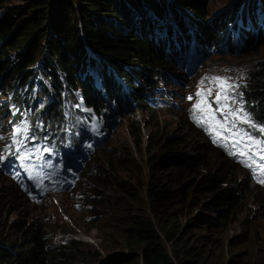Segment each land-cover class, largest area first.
<instances>
[{"label":"trees","instance_id":"16d2710c","mask_svg":"<svg viewBox=\"0 0 264 264\" xmlns=\"http://www.w3.org/2000/svg\"><path fill=\"white\" fill-rule=\"evenodd\" d=\"M15 1L12 8L4 9L6 0H0V11L4 9L0 13V65L5 63L2 57L9 53L19 59L10 70L13 72L7 79L9 88L5 91L14 89L20 79V83L29 82L27 89L12 93L10 103L20 116H27L30 123L33 121V130H39L42 135L49 134L51 144L48 149L54 155H47L40 163L42 165H51L65 155L78 158L76 154L81 150L78 138L90 131L86 112L76 106V101H70L73 93L79 92L83 105L97 114L105 106L118 100L125 102L128 97L131 102L117 103L119 114L126 115L133 103L151 109L147 104L153 90L140 85L144 82L142 74L128 65H140L156 73L157 67H167L168 56L185 46L169 44L164 34L177 32L179 36L183 34L187 43L192 40L209 45L219 36L217 27L223 30L232 25V21L223 20L215 28L206 23L194 26L193 15L183 7H177L172 29L166 27L161 34L162 28L159 24L154 26L153 17L173 9L167 0ZM206 1L185 0V6L188 5L196 15H202L201 5ZM261 1L264 0H248L243 9L246 17L244 14L240 16L237 37L234 42L224 44L230 53L244 46L243 52L246 53L260 39L264 40V35L251 32L258 26L260 30L264 29V15L253 27L245 26L247 19L253 22L249 13L258 8ZM137 17H140V25L132 27V23L138 21ZM188 29H192V34H187ZM216 50L212 43L208 49L199 51L197 58ZM191 52L197 51L192 48ZM185 53L189 50H182L175 60L179 56L182 59ZM39 57L43 59L40 72L47 83V88L41 89V93L48 96L43 105L31 94L33 80L23 73L24 68L38 62ZM247 76L248 82L240 91L242 109L259 132H264L261 130L264 126V60L249 70ZM113 78L126 81L132 89L126 88L128 92H125L116 86ZM169 110L170 107L165 111ZM154 116L150 113L149 118L155 120ZM151 119L148 122H153ZM157 141L161 145L160 151L150 159L152 164L146 181L141 166L128 155L107 154L115 169L101 178L102 185L114 194L105 197L111 200L107 203L109 209L117 210L124 218L115 237L122 240L129 251L123 257L117 256L111 264H225L218 252L223 249L221 233L232 221L229 212L234 206V192L221 186L219 174L208 176L204 170L200 171L199 159L179 154V137L167 136L163 142ZM28 144L33 148L38 145V140L35 139L33 144L28 141ZM105 154L100 152V157ZM92 156L80 160L86 164ZM127 164L130 168H125ZM119 172L125 173L127 178H121ZM101 200L100 197L99 203ZM98 212L96 215L102 213ZM6 222L5 219L0 223V264H71L68 260L71 252L61 254L44 246L16 257L11 250L5 249L9 230L3 229L13 227L12 223L8 227ZM98 224L95 222L96 227ZM154 228L163 238V244ZM30 231H25L24 235L39 245L38 229ZM165 245H171L170 254ZM78 254L80 251L76 250L75 260L79 258ZM62 255L67 259L56 263ZM232 257L226 264H244L237 256Z\"/></svg>","mask_w":264,"mask_h":264},{"label":"rangeland","instance_id":"374dc122","mask_svg":"<svg viewBox=\"0 0 264 264\" xmlns=\"http://www.w3.org/2000/svg\"><path fill=\"white\" fill-rule=\"evenodd\" d=\"M166 2L172 5L173 9L164 13H157L153 17L154 26L159 24L162 28L159 32L161 34H163V30H165L166 27L172 29L173 15L177 12V7H183L188 14L193 15L194 26L206 23L215 28L220 25L223 20L227 22L232 21L233 25H228V27L223 30L217 27L219 36L216 40L212 41L213 45L217 47V50L209 55L200 57L199 60L201 63H199V66H197L198 63L196 61L198 52L208 49L212 43L204 45L203 43L192 40L187 43L183 39V34L179 36L177 32H171L169 35L164 34V37L168 38V43L175 47H179L180 44H185V46L166 58L167 67L165 69L159 66L157 67L156 73H154L146 70L140 65H128V67L132 66L133 71H138L142 74L144 82H141L140 85L153 90L150 94L149 102H152L153 99H162L172 105L170 108L171 110L165 111L166 107L163 103H152L157 109L156 112L145 107L142 110L137 109L134 104L133 109L129 112L130 114L123 117L129 119H120L113 131L111 133L108 132L107 135V131L102 127L103 124L98 118L103 117L104 114L108 116L109 112L106 108L112 111V105L105 106L100 110V113L97 114L95 110L86 108L83 105V98L77 91L73 93L70 101H76V106L86 112V119L91 130L98 132L101 129L108 138H111V144H109L112 146L113 150L110 153H114L115 156L121 154H123V156L128 155L133 162L141 166L144 181L147 179L145 172L148 173V168L152 164L150 159H153L154 154L160 151L161 145L157 140L163 142L167 136H177L180 138L177 145L179 147L184 145L182 149L177 150L179 154L182 150L189 149L193 155H202L204 159L213 165L229 170L231 172L232 181L234 183L240 181L242 185L241 190L250 188V186L247 187L245 185V173L228 159L227 161L220 159L222 154L219 152L220 150L217 151V149H215L214 146L217 147L216 143L206 136L204 139L201 133L206 135L205 131L199 133L194 124L201 123L204 129H225L224 132L228 135L227 140L229 141H225L224 145H228L229 148L234 151L236 150V144H238L236 137L239 136L240 132L247 131L254 136H258L256 134L259 132L258 128L253 126L252 123L250 124L247 122L249 119L241 109L240 91L248 82L247 72L255 67L259 61L264 60V40L260 39L261 41L246 53L243 52L245 46L240 50H233V53L239 52L240 54L238 55L226 54L228 51L224 48L225 43L230 44L234 42L239 32V24L237 21H240V16L242 14H244V18L246 17L243 9L246 8L248 0H208L201 5L203 9L202 15L205 16L203 18L202 15L193 13L188 5L185 6V0H167ZM14 4H16L15 0H6V7L4 9L12 8ZM4 9H2L0 13ZM249 14L253 22H249L247 19L245 26L253 27L257 20H261L260 16L264 15V1H261L259 7L253 9ZM164 17H167V19H163ZM137 18L138 21L135 24L132 23V27L137 28L138 25H140V17ZM157 21H159V23ZM251 32H256L253 33V35H264V29L260 30L259 26L251 30ZM187 34H192V29H188ZM192 48H195L197 52H191ZM186 49L189 50V53H185L183 58L176 62L175 57L181 55V51ZM22 50L23 49L19 50V52ZM2 58L5 63L0 65V121H3L5 125L8 124L7 130L10 132L15 134L19 132L20 135L18 140L20 141L23 136L29 138L30 142H34V140L37 139L39 145L37 149L38 153L44 154L47 152L46 154L50 153L54 155L51 149H48V146L51 144V140L48 139V136L42 135L39 130H33L28 118L25 115L20 116L16 113V110L11 107L10 96L14 92V89L5 91L9 88L6 80L13 72L10 73L11 68L19 59H17L18 57L13 53L6 54ZM42 61L43 59L39 57L38 62L23 70L25 75L30 76V81L31 79L33 80L34 88H32L31 94L37 98L38 103L41 105L45 104L48 98L47 94L43 95L41 93V89L47 88L46 78L40 72ZM151 73H153V75L155 74V76H151ZM213 77H226L228 79L225 81H216L212 79ZM113 79L123 87L126 85L120 78ZM27 81L25 83L16 82V91L27 89L29 85ZM36 84H38V87L35 86ZM229 84L231 87H228ZM243 84L244 87H242ZM208 90H210V94H207ZM37 91L39 92L37 93ZM218 91L221 92L219 103L215 99ZM227 96L234 97V99H227ZM198 101H200L201 106L194 108L193 105L197 104ZM150 113L155 115V120L149 118ZM194 116L195 119L193 118ZM150 119L153 120V122H148ZM39 138H41V141ZM206 142L207 146L211 149L207 148ZM102 147L103 145L100 148ZM260 149L264 150V138ZM221 152L224 153L223 150H221ZM97 153L98 151L95 155ZM44 158L43 156L41 157V159ZM242 158L251 160L250 153H245ZM56 162H61V159ZM102 162L103 160L98 162L96 166L99 171L103 168L101 167ZM91 164L87 166L82 176L76 177L78 184L75 191L79 194L83 192V183L88 181L91 184H95V181L92 180V176L88 174V171L92 168ZM61 165L63 166L64 164L61 163ZM25 166L27 171L31 172L33 170L30 164H26ZM125 168H130V164L125 165ZM119 176L123 179L127 178L126 174L122 172H119ZM65 178L71 179L68 175H64L61 184L65 181ZM97 189L102 196L105 186L99 184ZM55 190L56 187L54 181H52L49 185V189L44 192V196L37 201H42V204L50 203V197L56 194ZM85 190L87 191V189ZM48 191L51 192L49 193ZM12 192L14 197L10 202L8 201L6 203L5 219L7 223L20 222L31 224V222L37 219L38 206L31 205L24 195L18 193L17 189H12ZM55 200L59 201L60 204L56 205L54 202H51V204L47 206L42 205V207L46 215L51 216L52 219L56 221L52 224V228L54 226L53 230H50L52 234L49 237V243L57 245L62 239L66 238L70 232L67 230L66 225H68L69 222L76 224L80 222L78 214H80L81 211H77L73 207V201L75 199L71 194L60 195L56 197ZM80 200H82L83 204L87 207L89 202L84 197ZM118 215L119 212L117 210L111 209L109 215L98 224L99 230L90 226V232L86 234V237H90L95 245L89 243L84 237L69 236V238H74V240L78 241L81 245L80 249L85 251L84 259H74L71 264H88L91 262L88 257H95L96 261L94 264H101V262H110L117 256L123 257L129 253L126 246L122 244V240H118L116 237L112 238L114 233L120 230L122 220L124 219L122 217L121 219L120 217H116ZM115 220L120 221V223H116ZM258 222L262 223L261 220ZM181 224H183V221H181ZM61 225L62 227L57 230ZM77 226L79 229L80 226L78 224ZM55 229L56 231H54ZM71 230L74 231V228H71ZM154 232L159 236L155 228ZM238 234L247 236L249 241L257 238L261 239L262 237L264 238V226L258 225L255 230H251V232L250 228L245 225H242L241 231L234 225L226 227L221 233L220 238L223 243V249L218 252V257L225 264L233 259L232 256H237L244 264H262L264 261L263 250L255 247L250 248L248 243L242 245H235L233 243V245H230L233 237ZM101 235L103 236L102 241ZM159 238L163 244V238L160 236ZM170 246L171 245H165L169 254L171 252ZM176 249L177 245H175L174 250Z\"/></svg>","mask_w":264,"mask_h":264},{"label":"clouds","instance_id":"9594fccd","mask_svg":"<svg viewBox=\"0 0 264 264\" xmlns=\"http://www.w3.org/2000/svg\"><path fill=\"white\" fill-rule=\"evenodd\" d=\"M196 128V127H195ZM197 129V128H196ZM200 130V131H199ZM197 129L199 133H201V129ZM201 135L204 137H208L205 134ZM209 138V137H208ZM210 139V138H209ZM111 139L108 140V145L103 143V147H97L96 151L94 152L93 156L90 160L86 162L85 165L81 166L79 164H75L72 167V172L67 174L71 179H66L61 185H56V194H53L50 198V203L48 204H42L39 201L32 202L28 198L26 200L29 201L31 205L38 206V215L37 219L31 222V224H25L20 222H13L12 228L9 229H3L4 231H8L7 237L8 241L5 243V249L11 250V253L15 255L16 257H19L23 253L31 251H38L40 246L48 247L50 249H55L57 253H72L70 257H68V260H71V263L75 259V253L76 250L80 251V259L84 257L85 251L83 249H80V243L74 238V236H80L84 237L85 240H87L92 245H95L93 240L89 237H86L90 232V226L93 228H98V226H95V222L101 223L108 215L111 209H109L108 204L111 202L110 199H107L108 195L114 196V194L109 193L106 189L103 190V195L101 196L97 186L99 184H102L103 181L101 178H103L107 173H112L114 171V166L112 165V161L107 157V154H111L110 152L113 150L111 144ZM262 141H259L258 144L250 151L251 160H246L244 158H237V157H231L227 154H224L221 152L219 148L216 146L215 149L219 151L222 155L220 156V159L227 161V159L233 163L235 166H237L240 170H242L245 173V185L250 188H244L241 190V183L239 182H233L231 179V172L227 169H223L220 166L213 165L206 159L202 157V155H193L191 150L184 149L180 152L182 155L191 156L194 158H197L201 161L199 164V170H204V173L206 175L211 174H219L221 178V186L224 188H230L234 192L233 198V208L229 212V220L231 223L228 224L229 227L234 225L238 228L239 231H241L242 225H245L250 228L251 230H255V228L260 225L264 226V183H261L260 181L264 179V169L260 168V164L262 161H264V150L260 149V146L262 144ZM106 143V144H107ZM110 143V144H109ZM6 144V143H5ZM5 144H1L4 146ZM182 146V147H181ZM179 147V150L183 148L184 145H181ZM207 146V142H206ZM100 148V149H99ZM208 149H211L209 146H207ZM98 151V153L95 155V153ZM104 151L106 154L102 157H100V152ZM114 154V153H112ZM95 155V156H94ZM93 157L95 160H92ZM103 160L101 163V167H103L100 171L96 168L98 162ZM19 162H15L14 164H18ZM92 163V164H91ZM36 163L30 162L31 168L35 166ZM91 164V169L88 171V174L92 176V180L95 181V184H91L90 182L83 183L82 190L80 194L75 191V188L78 184V180L76 176H82L84 170L87 168L88 165ZM231 164V165H233ZM95 166V167H94ZM6 166L2 165V161H0V223L5 222V210H6V203L10 201L14 196L12 195V189H17L18 193L25 196L24 192L25 190L22 189L21 184H27L26 181L20 176V177H14L13 173L14 171L12 169H6V172H2ZM206 168V169H203ZM148 178V173L145 172ZM12 178H17V181H13ZM87 178V177H86ZM87 189V191L85 190ZM48 190L47 188L43 190H30L33 192V195L36 197V199H40L42 196H44V192ZM36 191V192H35ZM65 194H71L74 196L73 201V207L77 211H81L80 214H78L80 218V222L77 223L80 228L78 229V226L76 223H68L66 225V228L68 231V236L60 241L59 244L54 245L49 243V237L52 233H50V230L52 228V224H54L56 221L52 219L51 216H47L45 210L43 209L42 205H49L51 202H54L56 205H59V201H56V197H59L60 195ZM83 197L89 202L87 204V207L83 204V201L80 199H83ZM100 197L102 198L101 203H99ZM109 209V210H106ZM98 211H102V213L98 214ZM206 212V211H205ZM120 217L121 216H116ZM261 220L262 223H259L258 221ZM116 223H120V221L115 220ZM123 222V220H122ZM258 222V224H257ZM7 223V222H6ZM11 223H8V227H10ZM227 226V227H228ZM62 227L59 226L57 228L60 229ZM32 228L38 229V236L40 238V244L36 245L34 242L30 241L28 236H25L24 233L27 231L30 233ZM71 228H74V231L71 230ZM56 231V229L54 230ZM116 233H114L112 238H115ZM25 236V238H24ZM103 240V236L101 235V241ZM242 245L244 243H248L250 248L255 247L257 249L264 251V238L261 239H255L252 241H249L247 239V236H243L242 234L235 235L233 237V240L230 242V245ZM78 244V245H76ZM51 246V247H50ZM98 246V245H97ZM60 250V251H59ZM101 250V248H100ZM83 254V255H82ZM116 258V257H115ZM114 258V259H115ZM67 258L59 257L56 260V263L63 261ZM88 259L91 261L88 264H94L96 261L95 257H88ZM112 259L110 262H101V264H111L113 262ZM100 264V263H99Z\"/></svg>","mask_w":264,"mask_h":264},{"label":"snow or ice","instance_id":"6c2138e0","mask_svg":"<svg viewBox=\"0 0 264 264\" xmlns=\"http://www.w3.org/2000/svg\"><path fill=\"white\" fill-rule=\"evenodd\" d=\"M212 79L213 80H216V81H225L228 78H226V77H213ZM228 87H231V85L229 84ZM207 94H210V90H208ZM220 97H221V92L218 91L216 93V97H215V99L217 100L218 103L220 101ZM227 99H234V97L227 96ZM200 106H201L200 101H198L197 104L193 105L194 108H197V107H200ZM193 118L195 119V116ZM247 122L250 123V124L252 123L250 120H247ZM261 130L264 131V126L261 127ZM248 139L249 140H252L253 138L252 137H248ZM5 148L7 149L8 148V145H5ZM4 159H5V156L3 154H0V161H3ZM260 168L261 169H264V161L261 162ZM260 182L261 183H264V179H262Z\"/></svg>","mask_w":264,"mask_h":264},{"label":"bare ground","instance_id":"6f19581e","mask_svg":"<svg viewBox=\"0 0 264 264\" xmlns=\"http://www.w3.org/2000/svg\"><path fill=\"white\" fill-rule=\"evenodd\" d=\"M237 23L239 24V21H237ZM240 29V28H239ZM256 29V28H255ZM261 29V28H260ZM252 35V34H251ZM236 37H237V35H236ZM247 44H248V41H247ZM227 50V49H226ZM228 51V50H227ZM226 54H229V55H238V54H240L239 52H237V53H230L229 51L226 53ZM200 58H197V66H199V63H201L200 62V60H199ZM181 60V58H180V56L176 59V62H178V61H180ZM150 109V108H149ZM256 119V118H255ZM32 121V120H31ZM33 122V121H32ZM31 122V123H32ZM87 125H89V124H87ZM87 127H89V126H87ZM40 128V127H39ZM90 128V127H89ZM41 129V128H40ZM44 129V128H43ZM46 129V128H45ZM32 130V129H31ZM48 133V132H47ZM33 135V134H32ZM47 135H49V134H47ZM47 138V137H46ZM41 139V138H40ZM43 139V138H42ZM41 141V140H40ZM43 141V140H42ZM79 142V141H78ZM74 143V142H73ZM77 143V142H76ZM32 144H33V142H32ZM75 145V144H74ZM78 146V145H77ZM45 147V146H44ZM69 147H71V146H69ZM34 148V147H33ZM73 148H74V146H73ZM46 151V150H45ZM48 151V150H47ZM103 155V154H102ZM49 158V157H48ZM47 158V159H48ZM70 166H68L67 168H69ZM77 177V176H76ZM68 178V177H67ZM91 180V179H90ZM55 185V184H54ZM54 191V190H53ZM49 192V191H48ZM51 192V191H50ZM49 192V193H50ZM13 193V192H12ZM46 195V194H45ZM43 200V199H42ZM60 200V199H59ZM40 201V200H39ZM45 201V200H44ZM47 201V200H46ZM49 201V200H48ZM10 202V201H9ZM41 203H42V201H41ZM44 203V202H43ZM54 204V203H53ZM47 206V205H46ZM56 206V205H55ZM53 228H54V226H53ZM78 259H80V256H79V258ZM77 259V260H78Z\"/></svg>","mask_w":264,"mask_h":264}]
</instances>
